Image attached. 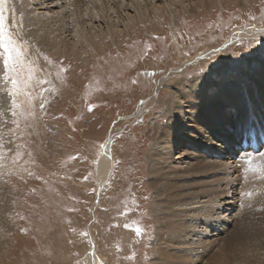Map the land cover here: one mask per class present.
Returning <instances> with one entry per match:
<instances>
[{"label":"rangeland","instance_id":"rangeland-1","mask_svg":"<svg viewBox=\"0 0 264 264\" xmlns=\"http://www.w3.org/2000/svg\"><path fill=\"white\" fill-rule=\"evenodd\" d=\"M21 1L25 15H14L7 6L9 0L6 14L35 72L28 89L31 104L18 96L21 108L13 109L7 95L10 84L3 78L0 61V196L5 200H0V264H78L90 247L89 236L105 264H153V241L161 215L155 203L158 189L152 185L148 163L153 152L164 149L157 139L160 128L171 123V114L179 115L185 121L176 127L179 136L192 133L210 143L218 142L217 135L209 137L203 128L193 131L190 125L199 114L191 113L193 109L182 96L210 84L217 86V78H223L222 84L229 87L234 83L238 89L241 74H248V85L255 89L260 86L258 79H264V38L236 37L232 32L241 26H255L254 31L264 27V0H184L167 9L161 0H148V6L138 11L140 17L130 5L134 0H79L75 4L78 11L92 9L80 26L81 32L93 35L90 44L83 42L84 46L76 43V27L69 21L71 0H43L48 9L36 6L33 0ZM37 15L48 28L57 30L64 49L59 45L50 48L32 34L28 19L33 21ZM34 26L44 31L40 24ZM231 58L240 71L232 66ZM233 75L235 82L230 81ZM231 93L241 95L239 91ZM170 106L173 112L169 114ZM206 108L202 105L198 112L204 115ZM223 112L234 114L230 107ZM247 113L244 110L242 115ZM229 123H218L217 127L228 129ZM240 137L236 135L235 142ZM108 144L111 164L102 183L98 163ZM232 144L236 147L229 142L226 148ZM177 145L170 151L166 171L173 177L180 168L185 175L178 184H172L194 195L193 189L211 188L215 180L214 197L222 198L218 204L232 200L234 206L224 214L226 225L214 235L203 222L194 229L186 225V241L182 242L166 226L169 233H163L162 250L173 252L172 256L177 249L185 255L193 252L200 257L195 264H204L208 254L218 252L211 246L228 244L230 233L239 238L253 232L252 237L263 235L262 169L260 177L252 179L256 181L253 186L248 185L253 183L251 179H245L241 181L245 185L235 190L230 182L238 178L236 166L229 169L228 176L183 170L187 164H226L230 160L217 157L218 153L208 157L204 151L196 152L181 139ZM192 185L198 188H190ZM166 192L168 196L172 190ZM248 192L250 197L244 195ZM227 193L230 198H225ZM208 199L205 195L191 202ZM189 202L185 200L187 217L208 214L205 207H196L202 204L191 207ZM136 227L141 229L140 235L135 233ZM207 231L209 234L203 236ZM199 239L210 247L196 253L193 246ZM174 258L169 261L167 257L160 264H174Z\"/></svg>","mask_w":264,"mask_h":264},{"label":"bare ground","instance_id":"bare-ground-1","mask_svg":"<svg viewBox=\"0 0 264 264\" xmlns=\"http://www.w3.org/2000/svg\"><path fill=\"white\" fill-rule=\"evenodd\" d=\"M78 1L79 0H71L69 2L70 4L69 21H71V23L76 28L78 27L77 29L75 28L76 43H80L81 45L84 46L85 43L83 42H86V43L88 42V44H90L89 42L92 39L93 35H91L90 32H83V31L81 32V29L83 28H81L80 26L83 25V21L85 19L86 20L87 18L89 19L88 16H89L90 10L92 9L90 7L89 8L87 7L88 8L87 11L86 10L78 11L77 10L78 6H75V4ZM141 1L142 2H139V0L138 1L134 0L133 2H130V5L132 8L135 9L136 11L135 14L137 16L139 15L138 11H141L143 10L144 7L148 6L147 5L148 0H141ZM161 1L165 2V5L163 2L162 3H163V6H165L166 8V7H170L172 4H176V3L182 4L184 0H161ZM206 1H211V0H206ZM218 1L220 0H216V2ZM34 3L36 6L40 5L41 8L48 9V5L47 4L44 5L43 0L42 1L33 0V4ZM91 4L93 7H95L94 1H91ZM138 4H140V8L137 7ZM23 5H24L23 1L21 0H9V4L7 6H9V9L12 11L14 15H17V14L25 15L26 14V11L24 8L25 5L24 6ZM106 7L107 5L104 4V9ZM117 11H118L117 8L114 9L115 13H117ZM59 18H61V16ZM28 21L32 29V34L36 37V39L37 38L40 39V40L37 39L38 41H43L50 48H53V47L55 48L58 45H59V48L64 47L63 40L58 39L59 35L57 34V30L53 28L52 29L48 28L49 24L46 25V21L42 19L39 15H37L33 19V21L31 19H28ZM105 22L107 23L108 27H111L110 26L111 23H109V21L107 22L106 20ZM35 24H40L41 27H44V31L41 32L39 29H37L34 26ZM108 27L106 28L110 29ZM254 27L255 26H250L249 28L247 26L238 27L236 29H233L232 35L233 36L236 35V37L238 35V36H241L242 38L248 37V36L264 38V27L260 26V28H258V30H255V31L253 29ZM232 59L233 58H231V61H230L231 63H233L232 66H235L236 69L240 71L241 69L237 67L238 64H235V62ZM248 77H249L248 74H246V76L242 74H241V77L238 76L239 78V84L237 83L238 89H234L235 88L234 83H232L233 84L232 87H229L227 84H222L224 82L223 78L222 79L217 78L219 80V83L217 81V84H218L217 86L214 84H210V85H207V87L203 89L199 88L192 92H186L182 96V99L184 100V102L188 103L189 107L193 109L191 113L197 112L199 114L195 116V118L193 119L194 124L190 125L191 128H193V131L198 132L200 129L203 128L205 129L206 132L208 131L209 137L210 135L211 136L217 135V137L219 138L218 142L210 143L206 139H203L192 133L179 136L178 135L179 133H177L176 131V127L178 126L181 127V125L185 123V121L181 117H179V115L175 116L174 114L173 115L171 114V123H164L163 126H161L160 133L157 139L160 143L164 144V149L159 150L157 152H153L151 155V160L149 161L150 163H148L150 164L149 172L152 176V181H153L152 185L154 184L155 186H157L156 190L158 189L156 192L158 200L156 199L155 203L160 209V215H161V220L159 223L160 227L158 231L155 233L154 235L155 241H153L154 247H155L154 248L155 252L153 254L154 256L153 264H160L162 261L165 262L167 261L166 259L167 257L169 261L172 260V257L173 258L175 257L174 264H195L200 259V257L194 254L193 252H192V255L190 254L185 255L184 251L177 249V251H174V256H172L173 252L162 250L161 243L165 239L163 238V233H165V236H167L169 233V229H165V227L169 226L170 233L177 240L182 241V242L186 241V237L184 236V234L187 232V230L186 229L183 230L186 225L191 226L194 229L195 225L198 226L199 223L203 222L208 225V230L210 231V235L212 234L214 235V232H216V230H218L219 227L223 228L226 225L225 219L227 218H226V215L224 214L225 213L227 214V211L230 210L232 206H234V204H232V200H229V201L227 200V202L223 201V203L218 204V202L222 200V198H219L218 195L214 197V194L217 192V186H218L216 185L215 180L212 181L213 183L211 182V185H209V187L211 188H202L198 191H195V189H193L191 192L195 193L194 195L192 194L189 195L188 192L185 191L184 187L181 188V186L177 187L172 184V182L174 181L176 184H178V181H180V179H183L184 177L182 176L185 175V174H182L181 171H179L181 170L180 168L174 171L173 177H169L166 171V167H167L166 162L169 159L170 151L178 148V145L176 146V144H178V140L181 139L183 143H185L186 145H189L196 152L204 151L208 157L218 153L217 157L219 156L221 158L223 157V159L225 158L227 160H230V162H227L226 164L223 162H219V161L208 163V164L201 165V166L199 163L198 164L196 163L193 165L191 164V166H189L190 164H187L183 170L186 171L188 169L190 170L192 169L193 171V169H198V170L200 169L201 172L199 171V173H202L203 175L205 172L206 173L209 172L212 175L213 174H226V176H228L230 175L229 169L236 166L237 167L236 172H237L238 178L232 179V181L230 182V186L234 185L235 190L239 189L238 186L245 185V184H242L241 181H245V179H251L252 181V179H256L257 177H260L261 169L264 172V164H263L264 145L260 147L261 149L259 150L260 153H257L255 155H253L250 151L242 152L238 149V147L235 148L233 144L232 146L230 145L229 147L226 148V145L229 142L235 143L236 146H238L244 134L247 135L250 132L254 133L255 131H258L259 129H264V79H258L260 80V82H258L260 86L255 89L251 84L248 85V79H249ZM236 78L237 77H234L233 75L230 81L232 80V82H235ZM232 91L233 92L239 91L241 95L239 97H237V95L235 96L231 95L233 94L231 93ZM176 97L178 98V96ZM245 101L248 102L247 109L244 108ZM202 105L203 106L206 105L208 107V109L206 108V112L204 115L202 111L198 112ZM227 107L232 108L234 114H231L230 116L225 115L223 110L226 109ZM168 110L169 109H167V111ZM244 110L248 112L245 115V117L242 115ZM171 112H173V108L170 106L169 114ZM228 121L230 122L229 123L230 126L228 127V129L225 127H222L219 129L217 127L218 123H221V125H227ZM236 135L241 136L238 142H235ZM110 140H112V135H111ZM216 146H219V147L216 148ZM207 149H210V150L206 151ZM236 150H238L239 152L237 153ZM249 160L251 161V165L249 164ZM110 164H111L110 163V144H108L105 147L104 152L102 153V156L98 163V175H99V180L102 183L104 182L106 176L109 173ZM171 168L173 169V167ZM244 170L246 171L244 172ZM243 172L245 174H243ZM262 175H264V173ZM198 177L200 178V176ZM207 177H208V174H207ZM240 178H242L243 180ZM252 182L253 183H250L248 185L253 186L256 181H252ZM194 187L198 188L196 185H192L190 188H194ZM168 190H172V192L174 190V192L173 193L169 192L168 196H166V194L168 193L166 191ZM162 192H166L164 196H162L161 194ZM205 195L206 196L208 195L209 199L206 201H203L204 204L200 203L199 200L191 202V200L198 199L199 197H203ZM225 198H230L228 193L226 194ZM1 199H3L2 196H0V200ZM189 199H190L189 205L191 207L195 203L202 204V205H197L196 207H198L199 209L205 207V210L208 211L207 212L208 214L206 216L204 215L203 217H198V218H195L194 216L187 217L186 210L188 209H186L185 207L186 206L185 200H189ZM1 202L3 201L1 200ZM225 203H228L227 205L229 206H226L223 209V205ZM1 204L3 203H0V205ZM217 210H219L217 215L212 216L214 211H217ZM220 210H224L225 212H222V211L220 212ZM245 212H246V209H245ZM252 213L254 214V212ZM256 229L258 230V228ZM175 232L179 233V235L176 234ZM237 232L239 233L240 231L238 230ZM180 233H182V235ZM257 233L258 232H256V234ZM207 234H209L208 231L203 236L206 237ZM253 234H251L250 236H246V238L241 237L242 236L241 235L240 237L243 239L239 238L236 235H232L231 233L228 234L227 237L230 240L229 241L228 239H226L228 241V244L223 243L221 246L219 245L211 246V248L213 247V249L218 252H214L212 251L213 250L212 249L211 251L213 253L212 254L210 253L211 255L208 254L209 258L206 260V262H204V264H264V239H263L264 234L258 235L256 237H252ZM198 236L200 238L201 234H199ZM88 240L90 241V247L88 251L84 253V257L80 260L78 264H105L104 260L100 258L97 253L95 242L92 239V237L89 236ZM200 240L201 239L196 240L197 243L193 246L195 248L194 251H196V253H198L199 250L202 251V250H205L207 247H210V245L207 242L202 243L200 242ZM92 242H94L95 250L92 248ZM191 244H194V242ZM166 252L168 253L166 254L167 256L164 258V255Z\"/></svg>","mask_w":264,"mask_h":264},{"label":"snow or ice","instance_id":"snow-or-ice-1","mask_svg":"<svg viewBox=\"0 0 264 264\" xmlns=\"http://www.w3.org/2000/svg\"><path fill=\"white\" fill-rule=\"evenodd\" d=\"M7 0H0V61H2L4 80L10 84L7 89V95L11 98L13 109L21 108L17 103L16 97L24 96L27 98V103L31 104V94L28 91L32 87L35 69L29 61L26 60L25 46L17 39V33L12 30L15 27L13 24L10 27L9 18L7 16L8 9L6 7ZM25 72L27 76L25 78ZM38 83H45V81H37ZM43 107V105H41ZM91 110V108H89ZM17 113L14 111L13 115ZM23 115V110L20 112ZM104 147V145H101ZM251 165V161L249 160ZM246 196H251L252 193H245ZM129 227V225H125ZM137 235H140L141 229L136 227L134 229ZM86 235V233H85ZM131 259V257H129Z\"/></svg>","mask_w":264,"mask_h":264}]
</instances>
